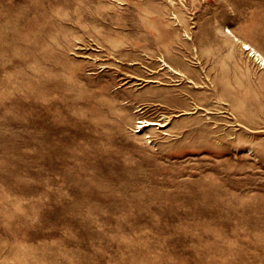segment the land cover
<instances>
[{
    "label": "rangeland",
    "instance_id": "374dc122",
    "mask_svg": "<svg viewBox=\"0 0 264 264\" xmlns=\"http://www.w3.org/2000/svg\"><path fill=\"white\" fill-rule=\"evenodd\" d=\"M245 42L264 0H0V264H264Z\"/></svg>",
    "mask_w": 264,
    "mask_h": 264
},
{
    "label": "bare ground",
    "instance_id": "6f19581e",
    "mask_svg": "<svg viewBox=\"0 0 264 264\" xmlns=\"http://www.w3.org/2000/svg\"><path fill=\"white\" fill-rule=\"evenodd\" d=\"M244 48L247 49L249 51V53L251 54V56H253L255 58V60H257L259 62V64L261 65V67L264 68V54L262 52H260L258 49H256L254 46H252L250 43L245 42L243 44ZM172 70H174L176 73L181 74L182 72L174 68L171 67ZM126 75V74H125ZM130 75V74H129ZM136 78V77H135ZM126 79V78H125ZM123 81V80H122ZM197 93V92H196ZM194 107V106H192ZM197 107V106H196ZM208 110V109H207ZM211 110V109H209ZM214 110V109H212ZM210 112V111H209ZM44 115V114H43ZM46 118V117H43ZM170 117H167V120H169ZM165 120V121H167ZM45 122V121H44ZM43 122V123H44ZM138 127H140L141 129L139 130L140 132L142 130L147 129V127H150L151 129H154L153 127L159 126V128H163L166 127L168 125V123L164 122V121H157V120H152V119H146V120H140ZM137 127V128H138ZM154 131V130H153ZM157 131V130H156ZM146 132V131H145ZM166 132V131H165ZM166 134V133H165ZM264 214V213H263Z\"/></svg>",
    "mask_w": 264,
    "mask_h": 264
}]
</instances>
